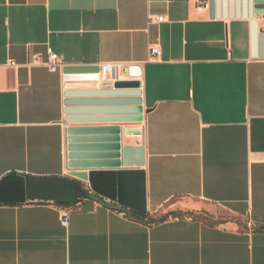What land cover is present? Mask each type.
<instances>
[{
    "label": "crops",
    "instance_id": "0c3cea01",
    "mask_svg": "<svg viewBox=\"0 0 264 264\" xmlns=\"http://www.w3.org/2000/svg\"><path fill=\"white\" fill-rule=\"evenodd\" d=\"M256 12L252 0H214L212 13L208 0H0V264H264ZM47 49L55 72L36 62ZM106 63L140 81V107L67 106V92L114 84L64 68ZM101 202L151 216L218 208L244 227L149 226Z\"/></svg>",
    "mask_w": 264,
    "mask_h": 264
},
{
    "label": "water",
    "instance_id": "95a60500",
    "mask_svg": "<svg viewBox=\"0 0 264 264\" xmlns=\"http://www.w3.org/2000/svg\"><path fill=\"white\" fill-rule=\"evenodd\" d=\"M257 15L264 14V0H252ZM210 12H213L214 0H208ZM99 67L96 66H67L64 68V74L75 76L77 80H85L86 78H82L85 75L95 74L96 79L98 78ZM131 72V70H129ZM141 83L137 79H128V80H120L114 83L113 90H105L101 92H67V98L69 99L67 102V106H97L100 104L106 105H119V106H136L140 107L141 100L139 97L140 94ZM94 96H100L103 98H108L105 101H100L95 99ZM73 98V100H72ZM138 113H140V108L137 109ZM135 121H141V116L139 115ZM75 132V131H71ZM82 142V140L78 138H71L70 143L74 145L76 143ZM71 153L75 150H78V147L71 146ZM125 152V150H124ZM79 156L71 154L70 158L76 159ZM77 167V164H72V167ZM96 201L100 202L96 199ZM102 205L107 206L102 203ZM113 210H119V208L114 206H107Z\"/></svg>",
    "mask_w": 264,
    "mask_h": 264
},
{
    "label": "built area",
    "instance_id": "2783aa9c",
    "mask_svg": "<svg viewBox=\"0 0 264 264\" xmlns=\"http://www.w3.org/2000/svg\"><path fill=\"white\" fill-rule=\"evenodd\" d=\"M164 16H149L148 24L149 25H156L165 22ZM161 51L157 47H151L148 52V60L149 61H156L160 58ZM36 62L41 63L44 65L50 72H55L61 67V63L59 62L58 56L53 53L50 49H47V57L44 62H41L40 58L36 59ZM122 75V67L118 64L113 63H106L99 67L98 78L103 83H112L114 84L117 81H120ZM143 127H139L135 130V132H128L124 130L123 134H134L136 136H142ZM61 222L63 226H67L68 222V213L64 212L62 215Z\"/></svg>",
    "mask_w": 264,
    "mask_h": 264
},
{
    "label": "trees",
    "instance_id": "16d2710c",
    "mask_svg": "<svg viewBox=\"0 0 264 264\" xmlns=\"http://www.w3.org/2000/svg\"><path fill=\"white\" fill-rule=\"evenodd\" d=\"M87 194L83 193V197ZM120 213L124 214L128 219L134 220L139 223H143L145 225H156L167 221L168 219H176V218H188L194 221L201 222L209 227H216L225 222H235L240 227H244V222L239 218L228 217V216H216L206 213L204 211H176V212H168L162 215H144L131 211L121 210ZM258 231L264 232V227H260L257 229Z\"/></svg>",
    "mask_w": 264,
    "mask_h": 264
},
{
    "label": "rangeland",
    "instance_id": "374dc122",
    "mask_svg": "<svg viewBox=\"0 0 264 264\" xmlns=\"http://www.w3.org/2000/svg\"><path fill=\"white\" fill-rule=\"evenodd\" d=\"M124 73H126V72H124ZM179 202H183V201H175V202H173V204H175V205H178L179 204ZM213 210L215 211V215L216 216H219V217H221V216H226L224 213H223V211L222 210H220V209H218V208H213Z\"/></svg>",
    "mask_w": 264,
    "mask_h": 264
}]
</instances>
